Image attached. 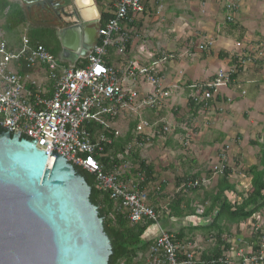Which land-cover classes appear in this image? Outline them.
Instances as JSON below:
<instances>
[{
    "label": "crops",
    "instance_id": "crops-1",
    "mask_svg": "<svg viewBox=\"0 0 264 264\" xmlns=\"http://www.w3.org/2000/svg\"><path fill=\"white\" fill-rule=\"evenodd\" d=\"M72 1L68 4L55 0L54 12H47L35 4L0 0V39L6 41L10 50H17L26 38L32 44L42 45L62 67H85L88 56L99 43L101 14L112 16L115 0ZM141 2L143 13L125 27L130 35L125 54L119 55L116 47H108L102 59L107 67L120 72V79L128 67L155 64L168 97L158 110L120 115L113 122L118 133L115 138L123 139L131 130L134 140L141 121L150 126L144 130L145 134L152 132L148 142L141 147H135L134 142L128 144L152 167L153 180L145 190L149 206L158 214V224L148 226L141 240L152 244L161 230L171 234L174 240L182 233L183 240L176 245L191 250L197 260L195 264H199L200 256L212 251L217 234L210 228L211 216L205 215L209 206L206 194L215 189L221 175L220 164H227L231 170L229 177L233 174L230 162L236 159L231 154L233 149L230 151L225 146L232 141L245 142L251 137L250 131L257 134L264 130L263 2L240 0L239 9L232 15L225 9V0ZM163 55L165 59L161 61ZM13 69L20 73L23 67L14 65ZM220 72L229 76L226 86L216 90L191 88L210 83ZM25 75L45 97L49 96L51 83L43 70L36 68ZM134 86L142 94L149 90L138 82ZM124 126L127 128L121 134ZM163 127L168 129L163 139L152 137L154 130ZM252 143L261 144L253 141L249 142L250 146ZM223 147L225 150H221ZM186 178L198 181L199 189L185 191L184 182L176 186L177 179ZM210 178L215 180L212 188H208ZM248 179L245 193L250 190ZM244 192L234 185V192H224V196L231 205H237ZM234 196L239 201L233 202ZM174 199L179 203L176 214L169 210ZM259 215L238 226L220 224L227 249L239 239L242 243L237 249L251 245ZM248 224L252 230L249 236L243 229ZM147 256L148 252L139 254L136 261L147 264Z\"/></svg>",
    "mask_w": 264,
    "mask_h": 264
},
{
    "label": "built area",
    "instance_id": "built-area-1",
    "mask_svg": "<svg viewBox=\"0 0 264 264\" xmlns=\"http://www.w3.org/2000/svg\"><path fill=\"white\" fill-rule=\"evenodd\" d=\"M225 1V9L230 15L239 9L240 0ZM142 13L141 0H115L112 18L97 31L98 45L88 56V64L79 69L60 66L42 45L32 44L26 38L21 40L17 50H10L6 41L0 39V127L29 137V142L38 151H43L46 158L51 155L62 157L93 175L96 189L107 193L114 208L123 211L130 224L149 222L157 225L158 214L149 206L147 191L142 188L144 174L126 160L133 152V145L141 147L151 138V131L144 133L150 126L141 121L136 127L133 145H128L123 155L117 157L121 163L119 167L112 166L111 172L106 173L99 161L105 156L104 146L112 144L106 135L116 137L118 134L113 122L120 115L158 110L168 97L155 64L128 67L120 79V72L107 67L102 59L108 47H116L119 55L125 54L130 41L125 27ZM164 59L163 55L161 61ZM14 65L29 71L43 70L51 83L49 96L45 97L27 75L16 72ZM228 79L229 76L220 72L210 83L191 88L216 90L226 86ZM137 82L149 90L140 93L134 86ZM91 127L95 129L93 134L89 131ZM166 134L168 129L163 127L154 130L152 137ZM222 160L225 161L223 157ZM197 187L198 181L182 185L185 191ZM241 243L240 239L234 241L228 250L223 251V259L218 262L264 264L263 238L259 240L257 252L253 251V244L246 252L237 249ZM196 262L191 250L178 247L173 236L163 230L159 231L148 250L147 264Z\"/></svg>",
    "mask_w": 264,
    "mask_h": 264
},
{
    "label": "water",
    "instance_id": "water-1",
    "mask_svg": "<svg viewBox=\"0 0 264 264\" xmlns=\"http://www.w3.org/2000/svg\"><path fill=\"white\" fill-rule=\"evenodd\" d=\"M19 1L47 12L56 5ZM0 131V264H108L111 246L77 166L46 158L29 137Z\"/></svg>",
    "mask_w": 264,
    "mask_h": 264
},
{
    "label": "trees",
    "instance_id": "trees-1",
    "mask_svg": "<svg viewBox=\"0 0 264 264\" xmlns=\"http://www.w3.org/2000/svg\"><path fill=\"white\" fill-rule=\"evenodd\" d=\"M111 18L112 16L102 13L100 28L105 26ZM21 72V75H25L29 70L23 68ZM97 130L101 131L100 129ZM89 131L93 134L95 129L91 127ZM130 131L131 130H129V133H127L123 139L115 138L113 134L106 135L111 139L112 144L110 146H104L103 154L105 156L99 159L104 168V172H111L112 166H120L121 163L117 160V157L123 155L128 144L133 142V136L130 134ZM0 133L2 132L0 131ZM251 146L258 147L259 156L257 157V164L250 166L246 171V175L250 178V190L241 195L240 204L231 205L224 196V192H234V185L229 183L231 170L226 167L225 163H222L223 169L214 191L206 194V202L209 203V206L205 209V215L211 216L212 225L210 228L217 231V234L216 243L212 251L205 255H201L199 264L200 262L203 264H227L218 262L219 259H223L221 256L223 251L228 250L227 245L221 237V223L227 224L228 226H238L250 220L254 215L264 212V142L261 144L252 143ZM126 160L134 167L136 166L138 171L144 174L145 183L142 185V188L146 189L149 182L153 180L152 167L146 165L145 162L140 159L136 150H133L132 154L129 158L127 157ZM73 168L89 186V201L97 208L98 216L102 220L103 231L111 246V255L108 259V264H142V261H140L141 263L136 261L137 257L139 254H146L151 243L142 241L141 237L146 228L152 224L149 222L136 225L130 224L126 218V214L114 208L113 202L109 199L107 193L96 189V182L93 175L79 167ZM190 180L193 179H177L176 186H180L183 182L186 183ZM198 189L197 187L192 191L194 192ZM177 205H179L177 199L170 202L169 210H171L173 214H176ZM261 238L264 239V233L262 231H256L252 235L251 244L254 245V252L258 251L259 240ZM182 240L183 234L181 233V235L175 237L174 243L177 244Z\"/></svg>",
    "mask_w": 264,
    "mask_h": 264
},
{
    "label": "rangeland",
    "instance_id": "rangeland-1",
    "mask_svg": "<svg viewBox=\"0 0 264 264\" xmlns=\"http://www.w3.org/2000/svg\"><path fill=\"white\" fill-rule=\"evenodd\" d=\"M263 4H262V10H264V0H262ZM264 13V12H263ZM263 29H264V22L262 25ZM262 29V30H263ZM264 36V33H263ZM264 38V37H263ZM126 126V125H125ZM122 127V129L120 130V133H124L126 128ZM251 137H249V141L246 140L245 142H242V140H238L237 143L235 144L234 141H232L231 143H229L227 146L228 149L231 151L233 149V152L231 153L235 159L238 162L235 161H231L230 162V168L233 169V174L231 175V177H229V182L233 183L238 191L244 192V189L246 190L249 186H248V182L249 179L248 177H246V171L248 169L249 166L251 165H256L257 164V157L259 156V149L258 147H254V146H250L249 142H253V141H258L260 143L264 142V130L262 131H258L257 134L251 132ZM162 139L164 138L163 136ZM251 139V140H250ZM238 145V146H236ZM225 147H223V149L221 150H225ZM236 147V148H234ZM220 149V148H217ZM238 156H240V158H238ZM227 166V164H226ZM219 171L221 172V170L223 169V164H220L219 167ZM214 182L215 180H211L210 178V183L208 184V188H212L214 186ZM237 191V190H236ZM238 193V192H237ZM245 193V192H244ZM230 198V197H229ZM232 201H239L237 199H235V196L232 197ZM248 228H243L244 232L247 233V235L249 236L250 233L252 232L249 224L247 225ZM256 228L258 229V231H262L264 233V212L260 213L259 216L256 217ZM256 228H254V232L256 230ZM231 232V229H229ZM252 232V233H254ZM233 233V231L231 232ZM211 244V243H210ZM211 247V245H210ZM243 249V252L247 251V248L245 247V245L241 246Z\"/></svg>",
    "mask_w": 264,
    "mask_h": 264
}]
</instances>
